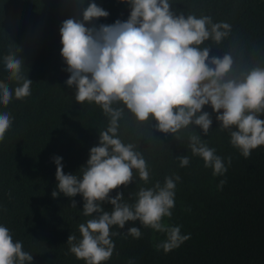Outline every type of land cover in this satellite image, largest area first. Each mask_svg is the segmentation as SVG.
<instances>
[{
  "label": "trees",
  "instance_id": "obj_1",
  "mask_svg": "<svg viewBox=\"0 0 264 264\" xmlns=\"http://www.w3.org/2000/svg\"><path fill=\"white\" fill-rule=\"evenodd\" d=\"M90 2L106 10L107 17L85 22L86 27L126 21L131 6L128 0H0V81L13 90L0 113L13 118L12 126L0 141V225L6 226L14 241L33 255L32 264H85L69 251V235L81 239L79 225L91 216L83 214L82 194L74 197L60 193L54 157H62L65 174L82 175L80 170L90 158V149L99 145V133L107 129L110 117L95 102L75 100V85L68 86L70 75L62 55L60 27L69 18L83 20ZM174 14L210 16L213 22H227L231 32L219 44L209 39L210 57L231 54L234 60L229 78L241 77L250 69L264 67V0H170ZM13 53L22 58V72L32 80L31 95L16 99V81L8 80L4 57ZM211 66V65H210ZM125 109L118 136L133 143L147 162L149 180L143 181L133 170V181L110 192H122V202L134 204L140 188L163 186L165 177L176 176L175 206L172 215L161 221L166 227L179 226L189 238L179 247L165 252L158 247L168 233L128 221L123 229L111 227L115 245L112 256L102 264H264V145L245 158L231 144V129L220 127L217 113L210 105L207 134L190 125L176 134L155 128V120L137 122ZM264 119V113L260 114ZM191 135L215 149L227 171L213 175L203 158L193 155ZM178 137V138H177ZM188 156L181 167L177 157ZM229 158L231 163L229 164ZM225 183L220 187V181ZM76 207H72V201ZM105 211L113 205L102 203ZM93 216L97 213H93ZM138 227L140 238L128 234Z\"/></svg>",
  "mask_w": 264,
  "mask_h": 264
},
{
  "label": "clouds",
  "instance_id": "obj_2",
  "mask_svg": "<svg viewBox=\"0 0 264 264\" xmlns=\"http://www.w3.org/2000/svg\"><path fill=\"white\" fill-rule=\"evenodd\" d=\"M128 3L131 11L126 21L86 27L85 22L109 15L90 2L82 21L69 18L60 27L61 55L70 73L66 83L75 85V100L95 102L110 117L107 129L99 133V145L90 149V158L80 169L82 175L65 174L62 157H54L58 191L52 196L82 194L83 214L92 217L79 225L81 239L69 235L67 240L69 251L85 264L109 260L115 247L111 236L117 234L111 232V227L123 229L128 221H140L145 227L167 232V241L158 246L165 252L189 238L181 235L179 226L169 228L161 223L172 215L179 176L175 180L165 177L163 186L157 182L151 188H140L134 204L122 202V192L110 196L112 190L133 181V170L145 182L150 177L147 162L135 144H125L118 136L125 109L114 105L123 104L137 122L155 120L158 131L172 134L190 125L199 126L207 134L212 119L202 109L210 105L221 128L235 127L230 142L245 158L264 145V119L260 118L264 113V67L229 78L232 55L210 57V47H201L209 39L221 43L231 32V25L214 23L207 15H176L170 9V0ZM22 63L23 59L13 53L4 57L8 80L18 83L14 89L16 99L31 95L32 80L23 74ZM12 98L13 90L0 81V105L7 106ZM12 120L9 113H0V141ZM189 139L193 155L202 157L205 167H212L213 175L227 171L223 159L214 148L202 143L200 136L191 135ZM177 158L181 167L190 162L188 156ZM224 183L221 180L220 187ZM104 201L113 205L111 212L102 208ZM71 206L76 207L75 200ZM128 234L134 238L142 235L138 227L128 228ZM32 262L33 255L23 250L22 242L14 241L10 230L0 225V264Z\"/></svg>",
  "mask_w": 264,
  "mask_h": 264
}]
</instances>
